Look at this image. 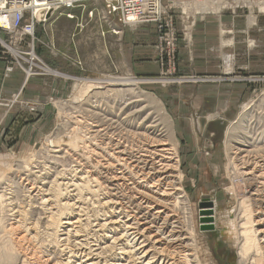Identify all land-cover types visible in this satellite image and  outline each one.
<instances>
[{"label":"rangeland","instance_id":"374dc122","mask_svg":"<svg viewBox=\"0 0 264 264\" xmlns=\"http://www.w3.org/2000/svg\"><path fill=\"white\" fill-rule=\"evenodd\" d=\"M241 1L162 0L166 14L162 15L161 21L164 28L170 26L171 31L166 30L165 33L170 36L161 41L162 34L158 23H149L155 29L154 63L158 65V70L148 75H139L133 71L128 51V45L140 46L145 43H129L130 40L120 34L124 25L116 17L106 22L105 19L101 21V13L95 14L93 17H98L99 20L101 18L104 33L94 31L92 35L86 31L85 13L93 18L88 14L89 10H102V2H89L86 8L78 7L82 13L85 12L83 17L80 16L81 12L76 15L74 12L61 10L48 21L37 23L34 37L36 52L58 73L34 74L28 77L21 68L9 65V60H2L5 67H8L5 68L7 71L10 72L15 67L24 73L26 80L38 78L41 91H26L25 95L16 93L3 109L4 118L0 123V175L4 171V175L14 172L23 175L19 166L25 161L34 166H42V169L44 167L46 170H53L51 179L55 176L78 178L89 169L100 182L101 190H107L106 199H130L135 191L132 189L133 185L116 187L113 185L115 182L110 179L115 172L104 169V164L115 161L110 160L109 156H96L93 152L99 149L104 151L107 145L110 148L106 150L114 151L112 148L117 143L116 134L123 136L121 139L125 137L123 140L126 143L123 144H127L126 150L133 147V154L137 153L136 149L146 146L147 139L163 138V141L174 148L178 164L175 175L180 177L183 190L180 195L184 194L182 199L187 200L179 204L185 216V233L191 239L192 248L198 252L201 264H240L239 248L242 244L241 232L245 229L243 226L253 228V223L244 225L243 218L250 215L253 222L257 218L259 204L264 199V196L261 198L262 196L250 195L247 183L241 184L240 179L242 161L238 158L253 154L248 151L256 149L259 151L255 156L264 155V145L259 142L264 138V73L253 74L243 69L241 58L245 56L248 47L253 48L264 43V33L258 39L251 34H245L243 41L240 26L233 24V28L225 29L223 25H219L218 41L195 43L194 31L198 17L204 15L201 13H205V9L219 17L226 10L233 13L238 11ZM70 13L75 18L67 17ZM195 15L197 18L194 20ZM112 23H118L116 26L121 31L119 34L112 31ZM109 31L113 32L111 40L107 39ZM0 39V43H22L21 46L27 48L31 38L25 37L21 41L17 35L11 38L10 35L2 33ZM166 43L176 44V69L172 72L162 67L159 61L162 49L167 48ZM0 51L8 52L4 47ZM206 52L219 54L220 58L204 59L202 55L208 54ZM0 57L5 55L0 53ZM209 63H214L216 69L209 70ZM129 75L144 81L137 86L104 84L100 88L88 87L85 82H101L107 78H123ZM46 76L56 77L65 87L62 89L56 83L48 82L44 79ZM127 88L131 89L128 92L130 95L127 93L122 99L116 90ZM150 99L157 103L152 104ZM98 117L102 118L99 120ZM209 118L213 120L208 121ZM113 125L119 129H115ZM230 127L234 130L227 139ZM99 128H108L109 134L115 131L114 138L111 139L108 134L101 138ZM99 146H103L102 149ZM59 148L62 157L52 160L50 154ZM105 151L103 155L106 154ZM96 159L101 162L99 168L94 166ZM262 159L264 163V156ZM38 160L41 161L40 165ZM36 169L33 168V171ZM119 172L117 170L116 174ZM16 176L14 177L17 178ZM129 182L130 180H126V184ZM88 184L90 190L98 188L93 182ZM53 195L54 192L52 198L57 199L56 193L54 197ZM91 203H87L86 207L90 208L88 216L93 218L95 208ZM206 208H213L214 211L207 214L204 210ZM61 210L58 211L55 206L57 218L65 214ZM205 215H215L211 220L214 223L211 227H207L209 224H206L208 220Z\"/></svg>","mask_w":264,"mask_h":264},{"label":"bare ground","instance_id":"6f19581e","mask_svg":"<svg viewBox=\"0 0 264 264\" xmlns=\"http://www.w3.org/2000/svg\"><path fill=\"white\" fill-rule=\"evenodd\" d=\"M87 3H85L84 8ZM72 9L67 10V12ZM92 10L95 12L97 8ZM35 13L39 21H48L53 17L51 12L45 10H37ZM98 13L103 16L102 12H95V14ZM110 27L115 34L121 32H116L117 28L113 23ZM0 59L7 62L1 57ZM7 63L13 65L12 61ZM52 71L55 74L58 73L53 69ZM143 81L129 75L123 78H107L101 82L100 80L85 82L88 87L100 88L104 84L107 86H137ZM108 91L110 92V90ZM111 91L113 92V90ZM129 91L131 89L128 88L116 90L118 96L121 97L127 95ZM122 99L124 98L122 97ZM150 102L154 105L157 103L156 100L152 99ZM100 114L102 115L101 112ZM96 121L98 120L96 119ZM102 124L98 123V125ZM90 125L93 127V124ZM108 125L110 127V124ZM149 126L153 125L149 124ZM105 128H99L101 134L99 136L102 138L108 134L113 139L115 131L113 134H109V129ZM233 130L234 128L230 127L227 139ZM103 131L104 133H101ZM116 136L115 141L117 143L113 144L114 147L112 148L114 151L106 150L110 148L107 145L104 147L106 154L103 155L104 151H100V149L93 153H96V156L100 155V157L109 156L110 160L113 159L116 162L111 161L104 164V169L115 172L110 179L115 182L113 185L116 187L133 185L132 189L135 191H133L130 199H106L105 192L107 190H101L100 182L90 173L89 169L84 173L82 172V176L79 175L78 178L55 176L51 179L53 170H46L44 167L42 169V166H34V164L25 161L19 166V169L23 170V175L15 172L11 175H4L5 171L3 175H0V264H201L198 252L192 248L191 239L185 233L187 230V228L185 229V216H183L179 204L187 200L186 198L182 199L184 194L180 195L183 190L180 186V177L175 175L178 164L175 160L174 148L163 141V138H151L147 139L146 146L136 149L137 153L133 154L135 149L131 147L130 150H128L129 148L126 150L127 144H123L125 137L121 139L123 136L120 134H116ZM259 142L264 145V138ZM102 147L100 148L102 149ZM60 150V148L55 149L54 153L50 154L52 160L56 161L62 157ZM258 151V149L249 150L248 152L253 154L238 158L242 161L240 167L242 169V173L240 172L242 183L239 182L241 184L247 183L250 195L262 196L261 198H263L264 163H262V158L264 155L255 156ZM109 159L107 160L109 161ZM38 162L40 165L41 161L38 160ZM96 162L94 166L99 168L101 162L97 159ZM15 167L18 168V166ZM33 168L37 169L33 171ZM117 170L120 172L116 174ZM99 173L101 172L99 171ZM33 175L34 177H32ZM126 180H130V182L126 184ZM91 182L95 183L98 188L90 190L88 183ZM102 183L104 184V182ZM52 190L54 192L53 197L56 193L57 199L52 198ZM93 196L96 198H92ZM91 202L95 208L93 218L88 216L87 212L90 208L86 207V204ZM54 204H56L58 211L63 209L61 211H64L65 214L57 218ZM204 210L207 211V214L214 211L213 208ZM204 217L208 220L206 224H214L211 220L215 215H205ZM243 219L244 225L253 223V228L249 229L247 226H243L245 229L241 232L242 244L240 243L241 248H239L241 256L239 262L242 264H264V199L259 204L257 218L253 222L250 215Z\"/></svg>","mask_w":264,"mask_h":264},{"label":"crops","instance_id":"0c3cea01","mask_svg":"<svg viewBox=\"0 0 264 264\" xmlns=\"http://www.w3.org/2000/svg\"><path fill=\"white\" fill-rule=\"evenodd\" d=\"M98 10L97 12L103 11V9H100V11ZM263 10L264 0H242L239 10L235 11L234 13L230 10H226L219 17H217V14H215L214 12L201 13L204 15L198 17V23L194 31L195 43H215V41H218L220 39V33L218 30L219 25H223L225 29H231V27H234L233 24L240 26L243 41L245 34H251L252 37L258 39L264 33ZM80 12L81 11L78 7L71 10V13L76 15H78ZM84 13V11L83 13L81 12L80 16L83 17ZM84 17L86 21L84 19L83 20L86 22L87 32H90L92 35L94 34V31H96L97 33H100L102 31L104 33V27L102 25L101 18V21L98 17L90 18L88 17L87 13H85ZM196 18L197 16L195 15L194 20ZM117 24H115L116 28H118V26H116ZM139 24L124 25L120 34H124V36L130 40L129 43H145L140 46L128 45V51L131 55L130 64L133 71H135V73L139 75H148L150 73H155L158 70V65H155L154 63L155 49L153 44L155 43V29L154 25H151L149 23ZM111 32L112 31H109L107 34L108 40L113 39V32ZM204 50L205 49L202 48V51ZM244 55L245 56L241 58V67L243 69H246L248 70V72H251L253 74L264 73V43H261L259 46L253 48L248 47L247 52L244 53ZM202 56L204 59L208 60H215L218 58V56L220 58L219 54L213 53H208ZM208 66L209 70L216 69L214 63H209ZM5 68L8 69V67H5V63L0 60V123L4 118V115L2 114L3 109H5L10 99H12L16 95V93L19 94V92H21V95H25L26 91H33L34 93H39L41 91L38 85V78L32 77L26 80V77L22 71L13 67V70L9 72V70L7 71ZM190 69L193 70V68L191 67ZM44 79H46L48 82L54 84L56 83L59 88L63 89L65 87V84L62 81L56 80L57 78L54 76H46L44 77ZM213 100L215 101L216 98ZM207 120L210 121L213 119L209 118ZM225 120H227V118H225Z\"/></svg>","mask_w":264,"mask_h":264},{"label":"built area","instance_id":"2783aa9c","mask_svg":"<svg viewBox=\"0 0 264 264\" xmlns=\"http://www.w3.org/2000/svg\"><path fill=\"white\" fill-rule=\"evenodd\" d=\"M87 2L103 3L102 14L106 22L111 21L109 19L112 17H116L123 25L155 22L158 23L162 34L161 41L170 36L169 33H165L166 30L171 31L170 26L164 28L161 21L162 15L166 14L162 0H0V35L6 33L11 38L17 35L21 41L25 37L32 36L27 48H23L22 43H0V48L4 47L8 50V52L0 51L5 55L2 59L12 61L13 66L21 68L28 77L34 74L55 75L35 49L33 35L36 32V24L46 22V20L39 21L35 12L45 10L54 15L61 10L67 11L76 6L84 8ZM88 14L93 16L95 12L90 9ZM67 17L73 19L75 15L70 13ZM116 32L119 31L116 29ZM166 45L167 48L162 49L159 61L162 67L172 72L176 69V44L166 43Z\"/></svg>","mask_w":264,"mask_h":264},{"label":"water","instance_id":"95a60500","mask_svg":"<svg viewBox=\"0 0 264 264\" xmlns=\"http://www.w3.org/2000/svg\"><path fill=\"white\" fill-rule=\"evenodd\" d=\"M211 226H212V225H207V227H211ZM207 227H206V228H207Z\"/></svg>","mask_w":264,"mask_h":264}]
</instances>
